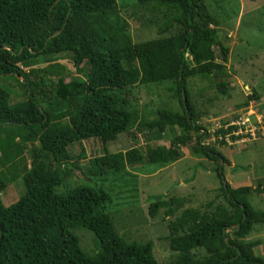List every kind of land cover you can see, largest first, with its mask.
Wrapping results in <instances>:
<instances>
[{"label":"trees","instance_id":"obj_1","mask_svg":"<svg viewBox=\"0 0 264 264\" xmlns=\"http://www.w3.org/2000/svg\"><path fill=\"white\" fill-rule=\"evenodd\" d=\"M133 2L155 7L148 23L159 36L131 41L119 0H0V264H159L150 242L127 241L117 232L107 211L113 202L107 190L80 184L57 192L66 182H74L73 169H80L89 142L97 141L103 152L88 158L83 175L86 178L92 170L104 175L119 188L122 204L128 205L130 196L138 197L135 169L173 163L182 156L181 147L199 141L200 129L207 127L204 118L198 121L201 116L190 101L187 79L209 78L216 93L229 95L222 78L229 48L220 41L205 0ZM66 58L77 72L87 67L85 76L66 80L60 75L54 81L49 74L64 72L56 61ZM37 61L44 66H36ZM5 77L25 88L24 100L11 102ZM165 83L179 110L168 107L169 102L148 118L121 94L137 85ZM136 131L147 141L164 135L169 141L143 151L136 144L108 151L107 142L122 134L138 143ZM83 141L86 147L75 144ZM33 142H38V150ZM75 148L80 149L78 155ZM24 150L31 156L27 159L26 154L28 163H21L26 161ZM192 153L216 161L223 202L213 210L185 208L180 213L178 197L146 198L151 217L160 209L164 217H174L164 237L174 254L171 263L264 264V256L254 251L256 243L247 239L255 225L264 224V210L248 200L254 188L224 182L220 160L224 163L226 158L213 147L194 144ZM18 177L25 192L4 205L1 193ZM177 211L180 214L173 216ZM87 235L97 240L92 254L81 245Z\"/></svg>","mask_w":264,"mask_h":264},{"label":"rangeland","instance_id":"obj_2","mask_svg":"<svg viewBox=\"0 0 264 264\" xmlns=\"http://www.w3.org/2000/svg\"><path fill=\"white\" fill-rule=\"evenodd\" d=\"M205 2L211 16L216 19L220 41L229 48L225 63L226 75L222 77L229 87V95L223 97L216 93V85L210 79L190 78L187 86L191 97L190 101L198 116H201L198 121L202 118L215 116L216 118H224V115L232 116L235 111L249 120L257 119L262 111L264 113L263 100H253L258 97L256 96L257 93L262 95L264 90V0H205ZM119 3H122L120 4V13L129 23L127 34L131 41H142L160 35L158 29L148 23L156 14L155 7L152 5L140 7L134 4L133 0H129V2L128 0H119ZM214 51L217 55L219 54L218 47L214 46ZM186 59L191 60V56L187 54ZM37 63L36 66L38 67L44 66L39 61ZM56 63L64 66L65 70L64 72L49 74L54 81L60 75H63L66 80L75 76H85L87 67L83 71L77 72L68 58L58 60ZM190 64L194 65L193 62ZM216 80H220V78L216 76ZM3 82L10 85L9 92L12 103L26 98L25 88L21 87L15 79L5 77ZM168 86L169 83L161 85L141 84L121 94L123 96L126 94L129 105L135 108L138 114L150 118L153 117L157 108L165 107L169 102L168 107L179 110L177 100L170 98ZM260 104H262L261 107ZM204 113L205 115H203ZM64 122L65 120H62L61 123ZM136 133L139 136L138 143L133 142L127 133L122 134L118 139L107 142L108 151L127 150L133 144L141 147L143 151L146 146H155L169 141L167 135L159 140L150 137V140L147 141L142 132L136 131ZM257 137V140L262 139V141H249L245 144L248 146L247 149L242 151L244 145L240 150H237L236 147L229 148L221 145L220 147L215 146V150L226 158L222 170H220L223 172L224 182L232 187L246 185L254 188L248 196V200L254 208L264 210V136L258 134ZM75 144L78 146L83 144L86 147L85 141ZM194 144L191 141L182 146V156L165 167L157 169L154 165L147 164L146 170L140 172L135 169L133 173L137 174L138 197L131 198L130 196L129 201L131 202L126 205L122 204L123 196L121 199L119 198V188L113 187L110 180L104 175H94L93 170L86 178L83 175L89 166L88 158L98 156L103 152L101 142L90 141L85 149L86 158L79 162L80 169H73L74 174L71 175V178L74 182H66L65 186L57 188V192L71 190L72 187L80 184L100 186L107 190L113 198V202L108 206L107 211L115 220L114 225L117 232L122 234L127 241L150 242L153 255L158 263L172 264L174 254L170 251L167 239L164 237L169 233L167 223L174 217H164L165 214L162 213V209L156 217H151L148 213L146 198L156 194L178 197L182 199V205H179L180 213L185 208H196L201 211L213 210L217 203L223 202L219 188L222 182L215 169L216 162L201 157L202 155H194L192 153ZM73 145L68 146L69 152L72 151ZM33 146L38 150V142H33ZM73 151L78 155L80 149L75 148ZM26 154L27 159L31 158L30 154L24 150L23 156L26 161L21 163L29 162L26 159ZM84 178V182L76 183L81 182ZM24 192L23 181L21 177H18L15 181L6 184L1 193V199L4 205H9L16 202ZM135 199L137 202L132 201ZM210 202L212 205L209 206ZM178 213L179 211L173 216ZM85 233V231H81V234ZM247 239L256 243L254 245L255 253L264 256V224L255 225L253 232ZM96 243L97 240L96 242L92 241L88 235L81 239L82 247L89 254L96 251Z\"/></svg>","mask_w":264,"mask_h":264},{"label":"clouds","instance_id":"obj_3","mask_svg":"<svg viewBox=\"0 0 264 264\" xmlns=\"http://www.w3.org/2000/svg\"><path fill=\"white\" fill-rule=\"evenodd\" d=\"M186 56H187V54H186ZM194 77H198V76H192V77H189L188 79H187V81H186V84L188 85V81H189V79L190 78H194ZM204 79H206V78H204ZM207 79H209V78H207ZM170 85H172V82H170ZM188 87V86H187ZM190 94V93H189ZM259 95H261V94H259V93H257L256 94V96H258V97H256L255 99H253V100H263V105H264V98H260L259 97ZM191 98V97H190ZM261 103V102H260ZM262 104H260V107H261V105ZM193 105V104H192ZM236 112V111H235ZM234 112V113H235ZM239 113V112H238ZM261 114H263L264 115V113H263V111H262V113ZM210 117L212 116V115H209ZM208 116V117H209ZM233 116V115H232ZM232 116H229V115H224V118H216V116L215 117H211V118H204V121H203V123L207 126L206 127V129H200V133L202 134L201 135V137H200V139H199V141H197V142H194L195 144H199L200 146H202V147H213L214 149L216 148L215 146H217V147H220V145L221 146H226V147H229V148H233V147H236L237 148V150H240L241 148H242V146L243 145H245L247 142H249V141H253V140H257L258 139V134H260L259 132L257 133V136L255 137V138H250V139H248V140H245V141H242V142H239L238 144H232V145H229V144H227L223 139H219L218 137L220 136V135H225L226 133H227V130L226 129H233L235 126H233V125H231V126H228L227 128H225V125L226 124H228L229 122H231V121H235L236 119H238L239 117H240V114H238L237 116H235V117H232ZM219 121V125L218 126H214V124H215V122L216 121ZM219 130H222V131H224V133H221V131H219ZM264 136V135H263ZM208 159H210V158H208ZM212 160V159H211ZM216 162V161H215ZM220 163H221V168H222V166H223V161L222 160H220ZM217 167V166H216ZM216 169V168H215ZM217 170V169H216ZM24 185V184H23ZM19 199V198H18Z\"/></svg>","mask_w":264,"mask_h":264},{"label":"built area","instance_id":"obj_4","mask_svg":"<svg viewBox=\"0 0 264 264\" xmlns=\"http://www.w3.org/2000/svg\"><path fill=\"white\" fill-rule=\"evenodd\" d=\"M219 121L217 120L214 126H218ZM235 126L233 129H226L227 133L225 135H220L218 138L223 139L227 144H238L239 142L248 140L250 138H255L257 133L264 135V115L261 114L257 119L249 120L246 117L240 116L235 121H231L225 125Z\"/></svg>","mask_w":264,"mask_h":264},{"label":"crops","instance_id":"obj_5","mask_svg":"<svg viewBox=\"0 0 264 264\" xmlns=\"http://www.w3.org/2000/svg\"><path fill=\"white\" fill-rule=\"evenodd\" d=\"M259 97H260V98H264V90H263L262 95H259ZM257 141H262V139H259V140H257ZM257 141H255V142H257ZM255 142H254V143H255ZM244 146H245V145H244ZM247 147H248V146L246 145L244 148L241 149V151L244 150V149H247Z\"/></svg>","mask_w":264,"mask_h":264},{"label":"water","instance_id":"obj_6","mask_svg":"<svg viewBox=\"0 0 264 264\" xmlns=\"http://www.w3.org/2000/svg\"><path fill=\"white\" fill-rule=\"evenodd\" d=\"M5 47H7V49H9V50L12 52V49H11V47H8V46H5Z\"/></svg>","mask_w":264,"mask_h":264}]
</instances>
